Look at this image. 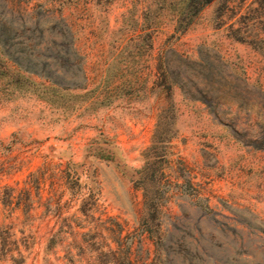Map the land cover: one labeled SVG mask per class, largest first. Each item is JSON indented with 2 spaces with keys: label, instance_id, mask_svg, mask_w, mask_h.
Listing matches in <instances>:
<instances>
[{
  "label": "rangeland",
  "instance_id": "rangeland-1",
  "mask_svg": "<svg viewBox=\"0 0 264 264\" xmlns=\"http://www.w3.org/2000/svg\"><path fill=\"white\" fill-rule=\"evenodd\" d=\"M179 1L0 0V264H264V55L218 1L178 31ZM61 61L80 87L47 88ZM167 108L158 239L137 180Z\"/></svg>",
  "mask_w": 264,
  "mask_h": 264
},
{
  "label": "trees",
  "instance_id": "trees-1",
  "mask_svg": "<svg viewBox=\"0 0 264 264\" xmlns=\"http://www.w3.org/2000/svg\"><path fill=\"white\" fill-rule=\"evenodd\" d=\"M214 1L219 2L218 13L221 16L228 15L231 18L237 16L235 21L228 25L230 35L237 41L250 44L264 55V0H181L178 3L176 29L180 32L187 30L201 10ZM11 60L18 68L39 75L40 65L37 61L28 60L23 64L21 60ZM61 63L64 64L62 67L65 68V71H61L58 79L54 77V71L44 72L43 77L49 81L47 88L56 91V88L69 90L80 87L72 86L70 83H75L78 76L84 75L83 64L80 65L79 61H61ZM173 120L174 113L170 108L164 109L158 114L151 145L145 152L146 163L138 170L137 186L143 190L145 209L141 226L150 237L158 239L160 238L157 235L158 209L167 191L161 183V178L158 177V172L162 170L161 164L167 155V144L176 134ZM105 256L107 255L105 254ZM110 256L116 264H132L130 245L121 248V250L110 251ZM103 259L101 256L98 262L106 264L108 260Z\"/></svg>",
  "mask_w": 264,
  "mask_h": 264
}]
</instances>
